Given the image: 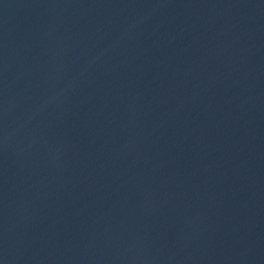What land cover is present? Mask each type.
I'll use <instances>...</instances> for the list:
<instances>
[{
	"label": "water",
	"instance_id": "95a60500",
	"mask_svg": "<svg viewBox=\"0 0 264 264\" xmlns=\"http://www.w3.org/2000/svg\"><path fill=\"white\" fill-rule=\"evenodd\" d=\"M0 264H264V0H0Z\"/></svg>",
	"mask_w": 264,
	"mask_h": 264
}]
</instances>
